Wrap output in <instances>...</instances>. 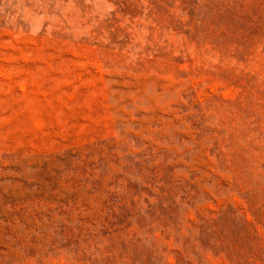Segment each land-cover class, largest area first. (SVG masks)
<instances>
[{"label": "rangeland", "instance_id": "1", "mask_svg": "<svg viewBox=\"0 0 264 264\" xmlns=\"http://www.w3.org/2000/svg\"><path fill=\"white\" fill-rule=\"evenodd\" d=\"M0 264H264V0H0Z\"/></svg>", "mask_w": 264, "mask_h": 264}]
</instances>
